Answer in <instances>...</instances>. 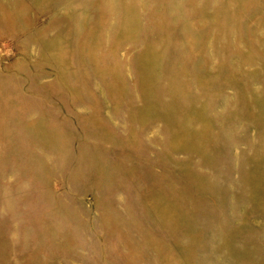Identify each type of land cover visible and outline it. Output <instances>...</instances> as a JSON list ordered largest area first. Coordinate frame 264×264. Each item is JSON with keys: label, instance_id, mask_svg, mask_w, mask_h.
Segmentation results:
<instances>
[{"label": "rangeland", "instance_id": "obj_1", "mask_svg": "<svg viewBox=\"0 0 264 264\" xmlns=\"http://www.w3.org/2000/svg\"><path fill=\"white\" fill-rule=\"evenodd\" d=\"M0 264H264V0H0Z\"/></svg>", "mask_w": 264, "mask_h": 264}]
</instances>
